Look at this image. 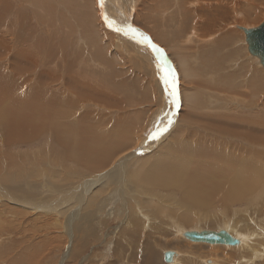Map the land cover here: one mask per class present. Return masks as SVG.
Returning a JSON list of instances; mask_svg holds the SVG:
<instances>
[{"label": "bare ground", "instance_id": "obj_1", "mask_svg": "<svg viewBox=\"0 0 264 264\" xmlns=\"http://www.w3.org/2000/svg\"><path fill=\"white\" fill-rule=\"evenodd\" d=\"M263 9L105 0L176 72L180 110L148 140L172 108L150 49L106 27L97 0H0V242L23 223L0 258L43 264L66 225L64 258L103 235L124 264H264V66L242 30ZM209 229L238 242L184 236Z\"/></svg>", "mask_w": 264, "mask_h": 264}, {"label": "snow or ice", "instance_id": "obj_2", "mask_svg": "<svg viewBox=\"0 0 264 264\" xmlns=\"http://www.w3.org/2000/svg\"><path fill=\"white\" fill-rule=\"evenodd\" d=\"M105 0H97L99 6L100 18L106 27L116 32H121L125 36L131 35L138 43L145 45L154 54L156 60V67L160 73V80L164 85L166 100L172 108L166 113L163 126H156L153 131L148 134V140H157L168 131V128L174 123L173 117L175 116L174 109L180 107V96L178 90L177 76L174 68L171 67L170 62L167 60L166 54L162 48L156 45L151 37L140 31L138 28L133 27L127 20L123 23L117 24L116 20L110 19L104 10Z\"/></svg>", "mask_w": 264, "mask_h": 264}, {"label": "rangeland", "instance_id": "obj_3", "mask_svg": "<svg viewBox=\"0 0 264 264\" xmlns=\"http://www.w3.org/2000/svg\"><path fill=\"white\" fill-rule=\"evenodd\" d=\"M263 11H264V9H263ZM260 15H261V19H262V21L264 20L262 17H264V13L262 14V13H260ZM263 15V16H262ZM131 19L133 20V18L131 17ZM140 25V24H139ZM138 26V25H137ZM5 56V55H4ZM10 57V56H9ZM4 62V61H3ZM180 107H181V105H180ZM179 107V108H180ZM178 110H180V109H178ZM177 110V111H178ZM125 112V111H124ZM255 112V111H254ZM225 113V115H227V113L226 112H224ZM200 114V113H199ZM229 114V113H228ZM182 127V126H181ZM192 128V127H191ZM244 131H246L244 128H242ZM194 129H191V132L193 131ZM10 216V215H9ZM11 217V216H10ZM117 222H119V221H117ZM117 222H115L114 224L116 225V223ZM23 223H20V221L18 222V223H16L14 226L16 227V229H14V231L12 232V233H10V235L8 234L6 237L3 235L4 233H1L2 234V239H1V242H0V246H1V248H3V246L6 244V245H11L12 243H11V241H15L16 240V237H17V235H18V237H17V239H20L21 238V236L22 235H20V237H19V233L21 232L20 231V229H19V227H21V225H22ZM27 224V223H26ZM113 224V225H114ZM56 225V224H55ZM19 226V227H18ZM107 226V225H106ZM104 227L105 229H107L108 227ZM194 225H190V227H193ZM18 227V228H17ZM61 227V226H60ZM60 227L58 228V226H54V233L56 234V236H53L54 238L51 240L52 242H53V247H50L51 249H50V252H51V255H50V257L49 258H44L43 259V264H85V262H87L86 264H90L89 263V260L90 261H92L93 263L92 264H94V263H96V264H100V262L101 263H103V264H108V263H110V264H120V260L122 259V263L124 264L125 263V261L123 260V258H121L120 257V252H119V257H118V245L120 246V242H117V244L118 245H116V242H113V244H112V246L113 247H111L110 249H107L106 250V248L107 247H102L101 248V246H103V245H105L106 244V240L108 239L107 237H103V235L101 236V238H90V242L91 243H93L92 241H93V239H94V243L93 244H91V243H89V247L87 246V250H83L81 253L83 254H81V256L79 255L78 256V258L76 259V258H72V256H70V257H65L64 258V255H63V252H64V250L66 249V247H68L69 248V246H68V244H69V240L71 239V238H69L67 235H66V233L64 232V229H65V231L67 232V230H68V228H67V226L66 225H63V227H61V230L63 231V233H61L59 230H60ZM72 228H73V225H72ZM209 230H211V229H209ZM59 231V232H58ZM72 230H71V226H70V232H71ZM107 231L109 232L110 230L109 229H107ZM65 233V234H64ZM68 233V232H67ZM16 234V235H15ZM58 234V235H57ZM62 234H64L65 236H63ZM110 235H111V233H110ZM1 236V235H0ZM92 236V235H91ZM6 238V239H5ZM8 238V239H7ZM57 238V239H56ZM59 238V239H58ZM61 238V239H60ZM68 238V239H67ZM102 238H103V240H102ZM4 239H5V242L4 243H2L3 241H4ZM13 239V240H12ZM62 239H64V241L62 240ZM114 239H115V237H114ZM113 239V240H114ZM6 240H8L7 242H6ZM10 240V241H9ZM58 240V241H57ZM63 242H62V241ZM66 240V241H65ZM88 240H89V238H88ZM110 240V239H109ZM186 240V239H185ZM68 241V242H67ZM71 242H72V244H73V240L71 239L70 240ZM97 241V242H96ZM187 241V240H186ZM56 242H57V244H56ZM101 242V244H99ZM189 242V241H188ZM96 243V244H95ZM97 244H98V246H100L99 248H95V247H98L97 246ZM202 244V243H201ZM5 245V246H6ZM94 245V246H93ZM206 245V244H205ZM64 246V247H63ZM91 246V247H90ZM58 247H59V249H58ZM157 247H159V248H157ZM156 248H155V250H156V252H159V250L163 247L162 245H159V246H157ZM1 248H0V250H1ZM55 249V250H54ZM89 249V250H88ZM114 249V250H113ZM59 250V251H58ZM97 250H98V253H97ZM100 250V251H99ZM31 252H28L29 254H35V250H30ZM104 251H106V252H104ZM120 251V250H119ZM58 252H59V254H58ZM27 253V254H28ZM61 253V254H60ZM85 253V254H84ZM91 253H92V255H91ZM115 253V254H114ZM28 254V255H29ZM55 254H56V256L57 257H55ZM141 254H142V252H141ZM141 254H138V257H139V261H140V257L142 256ZM93 255H95L97 258H95L94 257V259H92L93 258ZM105 255H107V256H105ZM85 256H87V257H85ZM56 258L55 260H54V258ZM60 257H61V259H60ZM63 257V258H62ZM79 257H80V259H79ZM86 258H88V259H86ZM101 258L103 259L102 261H101ZM117 258V259H116ZM48 259H51L50 261L48 260ZM53 259V260H52ZM59 259V260H58ZM64 259V260H63ZM158 259V262L156 261ZM1 260H3L4 261V263H3V261H1ZM77 260H79V261H77ZM85 262H84V261ZM94 260V261H93ZM97 260H98V262H97ZM108 260V261H107ZM160 259H159V257H156L155 256V260H154V262H153V264H160V261H159ZM46 261V262H45ZM53 261V262H52ZM55 261V262H54ZM57 261V262H56ZM62 261V262H61ZM64 261V262H63ZM156 261V262H155ZM2 262V263H1ZM48 262V263H47ZM50 262V263H49ZM79 262V263H78ZM107 262V263H106ZM0 264H7L6 263V261L4 260V258H0ZM29 264H34V262H32V263H29ZM37 264H38V262H37Z\"/></svg>", "mask_w": 264, "mask_h": 264}, {"label": "water", "instance_id": "obj_4", "mask_svg": "<svg viewBox=\"0 0 264 264\" xmlns=\"http://www.w3.org/2000/svg\"><path fill=\"white\" fill-rule=\"evenodd\" d=\"M246 35L247 49L251 55L259 58L260 63L264 66V21L258 26L251 27V29H242ZM184 236L188 240L196 242H204L210 244H237V240L230 235L226 230H206V231H190L186 232ZM172 255L169 252L163 254L164 260L167 262Z\"/></svg>", "mask_w": 264, "mask_h": 264}]
</instances>
